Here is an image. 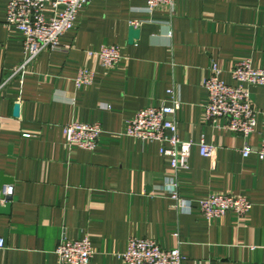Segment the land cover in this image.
<instances>
[{"label": "crops", "instance_id": "1", "mask_svg": "<svg viewBox=\"0 0 264 264\" xmlns=\"http://www.w3.org/2000/svg\"><path fill=\"white\" fill-rule=\"evenodd\" d=\"M6 2L0 81L24 59L21 32L4 24ZM130 26L139 28L133 42ZM60 43L65 50L43 51L0 90V173L11 179L3 187L13 186L10 212L0 211V264H58L60 239L85 236L90 264H123L131 237L179 247L183 264H264V159L241 154L264 134V86L249 87L259 114L244 137L204 120L202 84L213 61L229 84H238L229 73L237 59L264 68V0H175L173 12L165 5L150 11L146 0H91ZM108 44L121 48L122 59L104 68L89 52ZM84 66L95 77L77 89ZM169 88L182 102L179 135L193 142L189 167L177 173L190 211L163 192L172 169L158 143L123 133L137 111L169 102ZM73 120L101 124L95 149L65 144L63 125ZM202 139L213 145L210 156L200 153ZM216 192L243 195L252 207L241 218L234 211L206 218L198 201Z\"/></svg>", "mask_w": 264, "mask_h": 264}, {"label": "built area", "instance_id": "2", "mask_svg": "<svg viewBox=\"0 0 264 264\" xmlns=\"http://www.w3.org/2000/svg\"><path fill=\"white\" fill-rule=\"evenodd\" d=\"M6 19L4 24L9 29H17L23 36L24 59L11 75L0 81V90L10 79L23 72L43 51H63L66 48L60 38L75 27L81 9L91 0H6ZM152 11L165 5L173 12L175 0H146ZM104 68L114 67L122 59L121 48L115 44L102 45L98 51H90ZM223 69L213 61L211 73L203 79V86L208 94L204 106V120L217 128L239 133L244 137L256 130L259 110L254 106L249 87L264 86V68L253 65L251 59L235 60L229 69L233 80L238 84H229L222 78ZM93 67H80L75 77V87L89 85L95 77ZM169 102L148 105L137 111L131 119L126 120L123 133L141 141L157 142L159 153L166 157L172 173L164 178L163 192L173 200L178 210L190 211L193 202L179 194L177 173L189 167L191 140L180 137L175 118L181 107V100L174 89L167 90ZM225 119L219 124V119ZM103 132L99 122H82L73 120L63 125V136L68 147L78 146L93 150L97 147ZM200 153L210 156L213 145L203 139L199 143ZM256 154L264 159V134L257 147L245 144L241 149L243 157ZM4 196L13 195V186L6 185L0 190ZM7 201L5 198L1 199ZM198 206L206 218L219 217L227 211H234L244 217L251 209L252 202L243 195L231 193H210L198 201ZM4 240L0 239V247ZM94 250L88 236L79 239H60L56 254L58 264H90ZM123 264H183V255L179 247L165 249L150 238L131 237L121 255Z\"/></svg>", "mask_w": 264, "mask_h": 264}, {"label": "water", "instance_id": "3", "mask_svg": "<svg viewBox=\"0 0 264 264\" xmlns=\"http://www.w3.org/2000/svg\"><path fill=\"white\" fill-rule=\"evenodd\" d=\"M129 31H130L129 40H130V42H133V40L135 38H138V36H139V28L134 27V26H130ZM18 110H19V105L16 104L15 114L18 113ZM6 182H11V179L3 177V175L0 173V190L3 188V184H5ZM3 198H5L7 200V203L3 208L1 207V203H0V211L5 212V213H9L10 209H11L12 196H4L3 194H0V200Z\"/></svg>", "mask_w": 264, "mask_h": 264}]
</instances>
